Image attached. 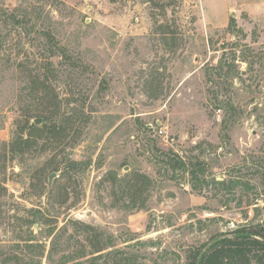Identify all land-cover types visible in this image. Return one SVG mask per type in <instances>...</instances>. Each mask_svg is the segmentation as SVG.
I'll use <instances>...</instances> for the list:
<instances>
[{
    "label": "rangeland",
    "instance_id": "374dc122",
    "mask_svg": "<svg viewBox=\"0 0 264 264\" xmlns=\"http://www.w3.org/2000/svg\"><path fill=\"white\" fill-rule=\"evenodd\" d=\"M0 8H18L30 29L0 61V264H33L42 250L48 264L51 246L54 264L63 256L187 264L216 235L264 220V0H0ZM43 28L68 54L52 58L57 73L35 70ZM35 72L83 119L62 139L35 131L20 154L9 146L29 132L19 112L36 103ZM226 103L236 108L228 116L215 107ZM69 158L81 164L66 169ZM180 161L256 189L199 193Z\"/></svg>",
    "mask_w": 264,
    "mask_h": 264
},
{
    "label": "trees",
    "instance_id": "16d2710c",
    "mask_svg": "<svg viewBox=\"0 0 264 264\" xmlns=\"http://www.w3.org/2000/svg\"><path fill=\"white\" fill-rule=\"evenodd\" d=\"M26 16L18 11V8L13 9H3L0 8V26L5 25L6 35L0 36V61H7L1 55L5 54L6 50H11L12 45H15L16 40L13 38L21 34H30V29L21 28V25H25ZM8 26V27H7ZM235 27V19L230 18L229 28ZM22 31V32H21ZM3 33L0 32V35ZM39 37L42 40L40 46L44 53H41L40 62L38 63V68L35 70H47L50 73H57V64L52 59L53 57L61 58L67 60L68 54L59 43L57 38L52 34L50 30L42 29L39 31ZM47 51H49L48 56ZM24 64L22 61L16 63V66ZM34 83L37 84L36 88L32 89L31 95L33 94V99L36 103L28 107H22L21 112H19V118L21 122H24L23 128H26L29 124L31 118H41L42 126L33 127L29 130L26 137L22 135V132L17 131L14 138L10 142V149L12 152H17L20 154L26 153V148H28V142L32 138L35 131L44 129L47 130L57 139H62L67 135L70 129H76L77 121H82L80 117L81 111L79 112L76 108L68 110L66 107L62 108V102L60 101L58 95L52 84L49 82L48 78L44 76L43 73L35 72L31 75ZM217 109H223L225 116L230 115L231 110L236 108L232 104H219L215 106ZM79 124V123H78ZM42 127V128H41ZM145 131H151V128L144 127ZM67 168H77L79 162L74 159L69 158ZM180 166L183 167L190 175V185L191 188L197 192H201L207 188L215 190H224L231 192L236 187H241L242 190H255L256 186L250 182V180H243L242 176L228 175L227 178L216 179L215 177L201 176L199 171H203L202 167L195 166L192 163L185 164L183 161L179 162ZM58 168V167H57ZM239 166H233L232 170L236 171ZM44 172V170H43ZM141 178L149 181V178L145 175H141ZM237 205L242 203L241 198L236 202ZM248 205V204H246ZM216 241L203 255L200 264H264V220L258 221L255 224L244 225L236 230L229 233H221L216 235L213 241ZM212 241V242H213ZM27 247L34 248L35 244L33 242L27 243ZM53 246L50 247L48 254L46 255V260L48 264H54L52 259ZM119 252V253H118ZM201 250H197L192 257L189 255L187 264H196L197 256ZM115 254H121L119 250H115ZM44 256V251L42 250L38 260H34L33 264H42V257ZM132 258H121V261L125 264H135ZM67 256H63V259L59 264H67ZM73 264H80L75 262ZM144 264V263H138ZM155 264V263H153Z\"/></svg>",
    "mask_w": 264,
    "mask_h": 264
},
{
    "label": "water",
    "instance_id": "95a60500",
    "mask_svg": "<svg viewBox=\"0 0 264 264\" xmlns=\"http://www.w3.org/2000/svg\"><path fill=\"white\" fill-rule=\"evenodd\" d=\"M42 123V119L41 118H34L31 123L28 125L27 129H26V133L31 130L35 125H39ZM57 176V174L55 172H52L49 174L48 176V182H47V189H46V192L45 194L48 192L51 184H52V180L53 178H55ZM34 228H35V225H34ZM217 240L211 242L210 244H208L203 250H201V252L199 253L198 255V258H197V261H196V264H200V261L203 257V255L205 254V252L212 246L216 243Z\"/></svg>",
    "mask_w": 264,
    "mask_h": 264
},
{
    "label": "built area",
    "instance_id": "2783aa9c",
    "mask_svg": "<svg viewBox=\"0 0 264 264\" xmlns=\"http://www.w3.org/2000/svg\"><path fill=\"white\" fill-rule=\"evenodd\" d=\"M160 132H161V130H160Z\"/></svg>",
    "mask_w": 264,
    "mask_h": 264
}]
</instances>
